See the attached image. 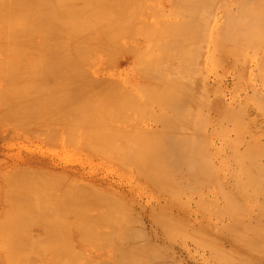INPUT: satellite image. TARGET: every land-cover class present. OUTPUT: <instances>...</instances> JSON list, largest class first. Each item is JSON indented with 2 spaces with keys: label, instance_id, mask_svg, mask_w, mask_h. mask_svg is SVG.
Listing matches in <instances>:
<instances>
[{
  "label": "rangeland",
  "instance_id": "1",
  "mask_svg": "<svg viewBox=\"0 0 264 264\" xmlns=\"http://www.w3.org/2000/svg\"><path fill=\"white\" fill-rule=\"evenodd\" d=\"M69 1L70 16L63 0L62 23L71 27L62 29V34L66 40L70 33H78V67L114 69L118 78L97 83L86 78L76 84L60 77L52 86H43L33 75L44 65V49L29 52L26 62L14 58L16 53L9 48L0 50V83L5 84L0 87L7 92L0 89V225L2 229L14 225V264H123L126 257L117 252L119 246L137 247L140 252L146 248V259L152 256L148 259L157 264H264V228L257 230L248 222H264L260 210L264 192L256 197L254 189L260 178L264 183V17L254 18L260 15L254 11L264 10V0ZM241 8L257 23L247 25L242 36L235 31L242 23L237 21L242 17L239 9L245 15ZM74 19L78 27L73 26ZM237 36L253 39L247 44L240 38L238 42ZM62 49V57L74 53L72 47ZM48 61L64 65L62 58ZM155 65L160 67L154 72L162 70L161 81L171 77L174 83L167 86L155 77L151 85L153 78L139 73H151ZM20 68L26 72L13 78ZM2 76L8 77L7 82ZM28 87L33 95H23ZM107 87L121 94H109ZM176 89L186 101L185 108L179 105L173 111L172 103L160 101L174 96ZM9 90L14 91V118L3 111V105L13 100L6 95ZM173 112L186 114L189 127L183 130L193 134L192 155L200 173L196 178L188 166L174 173L166 171V164L153 166L162 168L166 173L162 174L140 158L147 153L151 132L159 128L158 119ZM24 157L52 161L57 170L77 168L84 180L44 169L11 170L9 164ZM257 168H262L261 174ZM93 178L100 185L86 181ZM240 186L245 187L243 192ZM256 212L262 214L257 222ZM118 227L132 233L127 240H122L125 236Z\"/></svg>",
  "mask_w": 264,
  "mask_h": 264
},
{
  "label": "bare ground",
  "instance_id": "2",
  "mask_svg": "<svg viewBox=\"0 0 264 264\" xmlns=\"http://www.w3.org/2000/svg\"><path fill=\"white\" fill-rule=\"evenodd\" d=\"M232 1V0H231ZM241 0H239V2H240ZM245 1V0H244ZM224 2V1H223ZM238 2V3H239ZM246 2V1H245ZM249 2V1H248ZM251 2V1H250ZM253 2V1H252ZM251 2V3H252ZM193 3H196V1L195 2H192V6H193ZM232 3V2H231ZM237 3V2H236ZM242 3H243V1H242ZM255 3V2H254ZM70 1L69 0H66V4H65V13H66V15H69L70 16V14H71V12H70ZM97 4H99V3H97ZM245 4V3H244ZM250 4V3H249ZM260 4V3H259ZM262 4V3H261ZM231 5V4H230ZM246 5H247V3H246ZM99 6V5H98ZM237 6V5H236ZM242 6V5H241ZM245 6V5H244ZM246 7V6H245ZM255 7V6H254ZM254 7H253V9H254ZM257 7H260V9L259 10H261V6H257ZM243 8V7H242ZM241 8V9H242ZM247 8H249V7H247ZM251 8V7H250ZM228 9H230V8H228ZM238 9V8H237ZM258 9V8H257ZM243 10V9H242ZM244 10H246V9H244ZM243 10V11H244ZM231 11H232V9H231ZM234 11V10H233ZM239 11H240V15L243 17V20H241V18L238 20L237 19V21H240V22H242L241 24L238 22V24L236 25L237 26V30L235 29V31H237V32H239L240 33V35L242 36V32L243 31H245L246 30V28H248V26L247 25H252V24H257L256 22H255V20L253 21H250V19L251 18H253V17H251V18H248L249 16H248V13H246L247 12V10L245 11V15H242L241 14V10L239 9ZM251 11V10H250ZM253 11V10H252ZM261 11H264V10H261ZM261 11H254V13L255 12H259V13H257V14H260L259 15V17H257V16H255L254 18L255 19H257L258 18V21L260 20L261 21V18L262 17H264V14H262V12ZM244 13V12H243ZM247 14V15H246ZM250 15H253V14H250ZM262 15V16H261ZM63 16H64V9H63V0H0V50H4V51H7L8 50V48H9V51H14L15 53H16V55H14V58H16V59H18L19 61L21 60V61H25L26 62V60H29L30 59V54H29V52L31 53V52H33V51H36V49H44L43 51L45 52L44 53V55H43V57H44V65H39V67H38V69H37V74L36 75H33L34 76V78L32 77V76H27L25 79H31V78H33V79H35V78H37V80L36 81H39V82H41V84H43V86H45V85H48V84H50L51 86H52V83L53 82H59V78L61 77V78H63V79H68V78H70V80H72V79H74V81H76V80H80V81H83L84 83H85V81H87V79L86 78H88L89 79V81L90 82H95V83H97L98 81H104V82H108L110 79H112V77L113 76H115L116 74H115V71H114V69H109V70H107V69H100V68H96V67H91L90 69L88 68V67H86L85 66V64H81L82 66H79L78 67V62H79V49H78V46H79V44H80V38H79V36H78V33H75V34H72V33H70L69 34V36L66 38V40H65V38H64V36L65 35H63L62 34V29H70V27H71V23H67V24H64V23H62V19H63ZM229 16H231V15H229ZM247 20H249V22L247 21ZM257 21V20H256ZM230 22V21H229ZM251 22V23H250ZM262 22H264V18H262ZM262 22L260 23V25L262 24ZM73 23V26L74 27H78V25H79V23H77V22H75V19H74V21L72 22ZM231 23H232V21H231ZM259 23V22H258ZM234 24H235V21H234ZM230 25V24H229ZM250 25H249V27H250ZM260 25H259V27H260ZM262 25H264V24H262ZM230 26H232V25H230ZM252 28V27H251ZM262 28V27H261ZM226 29H228V28H226ZM226 29H225V31H226ZM260 29V28H259ZM254 30V29H253ZM258 30V29H257ZM261 30V29H260ZM259 30V31H260ZM262 30H264V29H262ZM261 30V31H262ZM227 33H228V31H226ZM231 32H234V30L233 31H231ZM230 32V33H231ZM248 32L250 33V31L248 30ZM254 32H256L257 33V31H254ZM253 32V33H254ZM235 34V33H234ZM234 34L232 35V36H234ZM238 34V33H237ZM236 34V35H237ZM247 34V33H246ZM259 34V33H258ZM257 34V35H258ZM249 36H251V35H249ZM259 37H260V35H258ZM262 36V35H261ZM240 38V37H239ZM238 38V36H237V41L239 42V40L241 39L242 41L244 40V42L245 43H251L250 41L253 39H249L248 41H247V39L249 38H247V39H243V38H240L239 39ZM255 39V38H254ZM258 39V38H257ZM260 39V38H259ZM254 41V40H253ZM252 41V42H253ZM259 41V40H258ZM255 42V41H254ZM261 42H262V39H261ZM235 43V42H234ZM243 43V42H242ZM244 43V45H246ZM256 43V42H255ZM254 43V44H255ZM258 43V42H257ZM260 44V43H259ZM252 45V44H251ZM65 46H67V47H72L73 48V50H74V53H72V54H67V55H63V57H62V54H61V50L63 51V47H65ZM239 46H240V43H239ZM262 46H264V44H262ZM262 48H264V47H262ZM23 49V50H22ZM258 49V48H257ZM261 49V48H260ZM259 49V50H260ZM258 50V51H259ZM261 51V50H260ZM259 51V52H260ZM261 53V52H260ZM240 54H242V53H240ZM248 54V53H247ZM256 54V53H255ZM244 56V55H243ZM242 56V57H243ZM248 56H249V54H248ZM253 57H254V55H253ZM58 58H62L63 59V62H64V65L63 64H60V63H57V64H55V65H52L51 63H49V61L48 60H54V59H58ZM248 58V57H247ZM261 58H262V56H261ZM259 59V58H258ZM20 61V62H21ZM245 61V60H244ZM247 62V61H246ZM260 62V61H259ZM262 62H264V61H262ZM68 64L70 65V66H68ZM258 64V63H257ZM71 66H77L76 68L74 67L73 68V70H72V68H71ZM256 66V65H255ZM258 66V65H257ZM69 67L71 68V69H69ZM157 67H160V66H158V65H155L154 66V68H152V70H151V73H149V72H146V71H142V70H140L139 71V73L142 75V76H144V77H148L149 76V78H153V80L150 82V84L152 85V83H153V81H155V77H157L160 81H161V79H160V77L159 76H161V74H163L162 73V70H160V74H157L156 72H154L153 71V69H155V68H157ZM259 67H260V65H259ZM75 69H79L78 71H77V73H76V71H74ZM237 69V68H236ZM262 69V68H261ZM20 71L21 70H24V69H19ZM72 70V71H71ZM239 70V69H238ZM6 71V70H5ZM18 71V70H17ZM184 72H188V71H186V70H183ZM16 72V71H15ZM24 72H26V70H24ZM238 72V71H237ZM8 73H10V72H8ZM261 74H262V72H260ZM11 75H12V73H10ZM17 75L16 77H18L19 79H20V77L19 76H21L20 74H22L23 75V73H22V71H21V73L19 72V73H14L13 74V78H14V75ZM19 74V75H18ZM70 74H72L71 76H75V77H70ZM4 76H6V75H4ZM117 76V75H116ZM242 76V75H241ZM11 77V78H12ZM179 77H182V75H179ZM2 79H5V82H7L6 80H7V78L8 77H4L3 78V76L1 77ZM17 78V79H18ZM72 78V79H71ZM117 78H118V76H117ZM170 78V81L168 82V81H161L162 83H164L165 85H169V84H173L174 83V78H172V80H171V77H169ZM183 78V77H182ZM10 79V78H9ZM8 79V83H9V81H11L12 82V79H10L9 80ZM18 79V80H19ZM62 79V80H63ZM125 80V79H124ZM184 80L185 81H187L185 78H184ZM30 81H32V80H30ZM35 81V80H34ZM33 82V81H32ZM39 82H38V84H39ZM79 82V81H78ZM77 81H76V84L78 83ZM4 83V82H3ZM2 83V85H5V84H3ZM7 83V84H8ZM81 83V82H80ZM6 84V85H7ZM10 84V83H9ZM11 84H13V82L11 83ZM35 84H36V82H35ZM55 84V83H54ZM74 84H75V82H74ZM1 85V83H0V86H2ZM37 85V84H36ZM81 85H82V83H81ZM9 86V85H8ZM40 86V85H39ZM39 86L38 87H34V88H36V89H34V91H35V93L34 94H36V90L39 88ZM77 86H80V85H77ZM254 86V85H253ZM6 88H8L9 89V87H6ZM29 88V87H28ZM70 88V87H69ZM146 90L147 91H149L150 90V86L148 85V86H146ZM0 89H1V87H0ZM10 89H11V86H10ZM31 88H29L28 90H27V88L24 90V92H25V94H23V95H33V92L34 91H32L31 92V90H30ZM84 89H86V88H84ZM2 90V89H1ZM0 90V91H1ZM11 90H14V88H12ZM11 90H9L11 93H13L14 91H11ZM154 90V89H153ZM5 92V89H3L2 90V92ZM27 91V92H26ZM72 91V90H71ZM75 91V90H74ZM80 91H82V90H80ZM10 92H8V94H6L7 96H9V94H10V98H12L13 100H11L9 103H8V101H7V104H4L3 105V107H4V109H3V111H5V113L4 114H7V115H5V116H8V117H12V116H14V112H16V110L14 111V106L12 105L13 104V102H14V93H13V95L10 93ZM106 92L107 93H112V92H116V93H118L119 95L121 94V92H120V90L119 89H117V88H111V87H107L106 88ZM178 92V89H176V94L174 95V96H171V97H169V98H165L164 100H162L161 99V103L163 104H171V108H173V111L175 110V108H178L179 107V105H180V107L182 106L183 108H185V98H184V96H182V94L180 95V94H178L177 93ZM252 92V91H251ZM5 93H7V92H5ZM79 93V92H78ZM81 93V92H80ZM86 93V92H85ZM84 93V94H85ZM258 93V92H257ZM262 93V92H261ZM70 94H72V93H70ZM88 94V93H87ZM90 94V93H89ZM2 95H3V93H2ZM22 95V96H23ZM79 96V95H78ZM138 96V95H137ZM2 96H1V92H0V98H1ZM250 97V96H249ZM83 98V97H82ZM252 98V97H251ZM6 99H8V97L6 98L5 97V100ZM19 99H20V97H19ZM27 99L29 100V98L27 97ZM26 99V97H25V100H27ZM255 99V98H254ZM261 99V98H260ZM18 100V99H17ZM137 100V99H136ZM253 100V99H252ZM2 101V100H1ZM30 101V100H29ZM3 102H5V101H3ZM12 102V103H11ZM16 102H18V101H16ZM23 102V101H22ZM253 102V101H252ZM262 102H264V100H262ZM2 103V102H1ZM86 103V102H85ZM160 103V104H161ZM18 104H19V102H18ZM23 104H26L27 105V102L26 103H23ZM260 104V103H259ZM262 104H264V103H262ZM19 105H21V103L19 104ZM1 106V105H0ZM22 106V105H21ZM29 106H30V104H29ZM104 106V105H103ZM17 107V106H16ZM15 107V108H16ZM23 107V106H22ZM21 107V108H22ZM98 107V106H97ZM101 109H102V106L100 105L99 106ZM106 107V109H107V107L108 106H105ZM21 108H20V110H21ZM24 108V107H23ZM25 108H27V107H25ZM29 108V107H28ZM109 108V107H108ZM256 108H257V106H256ZM259 108V107H258ZM257 108V109H258ZM0 109H1V107H0ZM19 109V108H18ZM17 109V111L19 112L20 110H18ZM262 109H264V108H262ZM2 110V109H1ZM27 111V109H23V110H21V112L23 111L24 113H25V111ZM94 110V109H93ZM95 110H99V109H95ZM185 111H187V110H185ZM259 112V111H258ZM17 113V112H16ZM20 113V112H19ZM260 113H261V111H260ZM174 115V116H173ZM173 115L171 114L170 116H168V117H161L160 119H158V121H159V128H157L156 127V129L155 130H153L152 132L151 131H149V133L151 132V133H153V134H151V138H148V143L146 142V144H147V146L146 147H148L149 146V148H147L148 150H147V153L146 154H143L142 155V157H140L141 159H143L142 161H145V162H143V163H148V165H151L150 163H152V167L154 166V167H160V166H163V164H164V167H165V164H166V168H164V169H166V171H173V173H174V171H177V170H179V169H181V167L182 166H188V167H190V169H191V172L193 171V173H195V174H193L192 175V177H198L199 175H200V173H199V170H197V165H198V160H196L197 158L196 157H194L192 154V148L194 147V141H191V139H193V134L191 135V133H190V131H184L183 129H185V127L188 125V127H189V124L187 123L188 121H187V117H186V114L185 113H176V114H174V112H173ZM8 117L6 118L7 119V121H8ZM262 117V116H261ZM1 118V117H0ZM3 118V117H2ZM5 118V117H4ZM12 118H14V117H12ZM6 119H5V121H6ZM4 121V122H5ZM13 121H14V119H13ZM157 121V122H158ZM240 121V120H239ZM9 122V121H8ZM11 122V121H10ZM2 123V122H1ZM12 123V122H11ZM4 124V123H3ZM2 124V125H3ZM191 124V123H190ZM163 127V128H161V127ZM192 126H193V123H192ZM6 128V127H5ZM190 128H191V126H190ZM2 129V128H1ZM9 129V128H8ZM188 130V129H187ZM190 130V129H189ZM195 132V131H194ZM1 134V133H0ZM2 135V134H1ZM4 135V134H3ZM148 136V137H149ZM192 136V137H191ZM199 136V135H198ZM4 138V137H3ZM190 139V140H189ZM194 139H195V137H194ZM13 140V139H12ZM193 143H191V142ZM6 144V143H5ZM196 147V146H195ZM249 148H250V146H249ZM261 149V148H260ZM206 150V149H205ZM253 152V151H252ZM250 154V156L252 157V155H251V152H248L247 151V157H248V162H250V161H252L251 159H249V157L250 156H248L249 154ZM128 154V153H127ZM195 154H198V152L197 153H195ZM253 154V153H252ZM258 154H260V153H258ZM254 155H256V154H254ZM262 155V154H261ZM129 155H127L126 156V158H129L128 157ZM193 156V157H192ZM255 157V156H254ZM258 157V156H257ZM261 156H259V158H260ZM210 158V157H209ZM262 158H264V157H262ZM244 163V162H243ZM251 163V162H250ZM253 163H254V161H253ZM256 163H257V161H256ZM256 163H254L255 165H256ZM252 164V163H251ZM158 165V166H157ZM160 165V166H159ZM206 165H207V163H206ZM9 166L11 167V170H13L14 171V167L15 168H20V170H26V169H28V168H30V169H38V170H42V169H44V171H48V173L49 172H51V173H55V174H58V173H60V175L61 174H63L64 176V178L66 177V178H72L73 180H79V181H83L84 179L82 178V176H80V174H79V172H78V170H77V168H71V169H68V168H60V170H57V168L58 167H56V165L52 162V161H49V160H46V159H42V158H37V157H24V158H22V159H19L17 162L16 161H12L10 164H9ZM143 166V165H142ZM257 166V165H256ZM256 166H255V168H254V170L256 169ZM144 167V166H143ZM146 167H148L147 165H146ZM145 167V168H146ZM152 167H150L151 169H153ZM207 167V166H206ZM145 168H143V169H145ZM149 168V169H150ZM200 168V167H199ZM154 169H156V170H158L157 168H154ZM184 169V168H183ZM182 169V170H183ZM203 169H204V167H203ZM206 169V168H205ZM29 170V169H28ZM156 170H154V171H156ZM162 170V168H160L158 171L159 172H163V173H165L163 170ZM189 170V169H188ZM249 170H251V169H249ZM257 170H259L258 168H257ZM261 170H262V168L259 170L260 171V173L259 174H261ZM180 172V171H179ZM251 172V171H250ZM162 173V174H163ZM181 173V172H180ZM186 173V172H185ZM190 173V172H189ZM204 173V172H203ZM256 173V175H257V171L255 172ZM254 173V174H255ZM153 174H154V172H153ZM166 174V173H165ZM262 174H264V173H262ZM207 175H208V173H207ZM0 176H2V178H3V175H0ZM62 176V175H61ZM78 176H80L81 178H79ZM151 176V177H150ZM149 176V178H153L155 175H150ZM153 176V177H152ZM182 176V175H181ZM247 176V175H246ZM250 176V175H249ZM258 176V175H257ZM256 176V177H257ZM191 177V176H190ZM189 177V178H190ZM1 178V179H2ZM148 178V179H149ZM185 178V177H184ZM204 178V177H203ZM202 178V179H203ZM254 178V177H253ZM0 179V180H1ZM71 179V180H72ZM98 179V178H97ZM159 179H161V178H159ZM163 179V178H162ZM191 179V178H190ZM198 179V178H197ZM205 179V178H204ZM228 179H231L230 177L228 178ZM249 179V178H248ZM259 179V178H258ZM261 179V178H260ZM258 180V182L257 183H259V184H256L255 185V187H254V189H255V196L257 197V192H264V185H262V184H264V183H262V181L261 180ZM151 180V179H150ZM155 180V178H153V180L152 181H154ZM164 180V179H163ZM187 180V179H186ZM192 180H194V178H192ZM262 180H264V179H262ZM86 181L87 182H89V184H92V185H96V184H98V185H100L99 184V182H101V181H96V179H94L93 178V180H91V182L90 181H88L87 179H86ZM149 181V180H148ZM157 181V180H156ZM155 181V182H156ZM162 181V180H161ZM197 180H195V182H196ZM151 182V181H150ZM158 182V181H157ZM166 182V181H165ZM203 182H205V181H203ZM249 182V181H248ZM261 182V183H260ZM200 183V182H199ZM155 184V183H154ZM161 184V183H160ZM245 184H246V181H245ZM248 184V183H247ZM246 184V185H247ZM170 185V184H169ZM172 185V184H171ZM235 185V184H234ZM241 185V184H240ZM242 185L244 186V184L242 183ZM257 185H260V187L259 186H257ZM187 186H189V185H187ZM229 186H230V184H229ZM243 186L240 188V190H242V192H243V190H244V188H243ZM248 186V185H247ZM168 187V186H167ZM171 187H173V186H171ZM193 187V186H192ZM162 188V187H161ZM250 188V187H249ZM164 189H166V188H164ZM259 191H258V190ZM257 190V191H256ZM237 191V190H236ZM247 191V190H246ZM63 192H66V191H63ZM252 193H254V191L252 192ZM258 193V194H259ZM63 195H65V193H62ZM66 194H68V192H66ZM262 195H264V194H261V196ZM68 196H70V194H68ZM75 197L77 196V195H74ZM74 196H72L73 198H74ZM242 196V195H241ZM45 199H46V197H44ZM63 198V197H62ZM66 198V197H65ZM64 198V199H65ZM78 196L75 198V199H77L78 200ZM261 198H264V196H262ZM42 199V198H41ZM50 199V198H49ZM49 199H47V201H50ZM67 199H69V198H67ZM260 199V198H259ZM37 200V199H36ZM35 200V201H36ZM39 200V199H38ZM63 200V199H62ZM64 201V200H63ZM67 201V200H66ZM71 200H69V202H70ZM72 201H73V199H72ZM75 201V200H74ZM258 202H257V205H258V203H259V200H257ZM261 201V203H262V201H264V199H262V200H260ZM44 202V201H43ZM37 204H38V202H36ZM45 203H47V205H48V202H45ZM51 203V202H50ZM62 204V202H61V200H60V202H59V200H58V204ZM64 204H66L65 202H63ZM64 204H62V206L64 205ZM41 205V204H40ZM42 205H44V204H42ZM259 205H260V203H259ZM258 205V206H259ZM55 206H59V205H57V203H56V205ZM61 206V205H60ZM257 206V207H258ZM256 207V208H257ZM261 207V206H260ZM260 207H258V208H260ZM262 207H264V204H262ZM0 208L2 209V201L0 200ZM264 210V208H260V210ZM1 211V210H0ZM36 212V211H35ZM258 213H259V211H257ZM257 212H256V214H257ZM30 213V212H29ZM37 213V212H36ZM38 213H39V210H38ZM75 213V212H74ZM76 214V213H75ZM0 215H2L1 214V212H0ZM40 215V214H39ZM73 215L74 214H72V215H70L72 218H76V216L75 217H73ZM260 215H262L261 213H260ZM260 215L258 216V214L257 215H254V216H256V219H255V217H254V219H255V221L257 222L258 220H259V218H260ZM245 216V215H244ZM38 218H40L39 216H37ZM36 217V218H37ZM253 217V216H252ZM258 217V218H257ZM27 218V217H26ZM35 218V219H36ZM46 218H48V217H46ZM67 218H70V217H67ZM261 218H264V216H261ZM260 218V219H261ZM28 219V218H27ZM41 219V218H40ZM253 219V218H252ZM30 220V219H29ZM28 220V221H29ZM262 220V219H261ZM261 220H259L257 223L259 224L258 226H260V227H257V223H255L254 222V220L252 221V222H250V220H248V222H249V224H255L254 225V227L255 228H257V230H260V228H264V227H262V226H264V222H262ZM244 221L242 220V222H241V224L243 223ZM259 222H262L261 223V225H260V223ZM110 223V222H109ZM31 224V223H30ZM252 224V225H253ZM5 226H7V225H5ZM5 226L3 227V229H2V227H1V225H0V264H6V262L8 263V264H10V263H12V264H14V262H13V259H14V232H13V228H14V225L10 228V227H6V229H5ZM33 227H35V225L33 226ZM39 227V226H38ZM42 227H44V226H42ZM9 228V229H8ZM45 228H47L46 226L44 227V230L45 231H47ZM50 228V227H49ZM119 228V227H118ZM248 228V227H247ZM251 228V227H250ZM12 229V230H11ZM2 230H3V232H2ZM4 230H6V232L4 231ZM44 230H43V232H44ZM118 230V229H117ZM119 230H120V228H119ZM127 230V229H126ZM125 230V231H126ZM245 230V229H244ZM254 230H256V229H254ZM256 230V231H257ZM9 231H12L13 232V234H12V232H11V234H10V232ZM127 231H129V230H127ZM126 231V233H123L121 230H120V232H122L123 234L122 235H124L125 237H122V235L121 236H119L118 238H120V237H122V240H123V238H126L125 240H127L128 238H129V236H128V233H131V232H127ZM247 231V230H246ZM255 231V232H256ZM261 231V230H260ZM42 232V231H41ZM114 232H116V231H114ZM119 232V231H118ZM242 232V231H241ZM6 233H7V235H6ZM46 233V232H45ZM260 233V232H259ZM257 234V238H258V236H260L261 234ZM8 234H10V235H8ZM109 234V233H108ZM107 234V235H108ZM132 234V233H131ZM242 234V233H241ZM250 234V233H249ZM110 235V234H109ZM115 235H116V233H115ZM254 235V234H253ZM5 236V237H4ZM10 238H9V237ZM117 236V235H116ZM248 236V234L246 233L245 234V237H247ZM250 236V235H249ZM132 236H130V238H131ZM262 237H264V236H262ZM40 238H42V237H40ZM12 239V240H11ZM149 239V238H148ZM122 242H124V241H122ZM148 245H150V242L148 243V242H146ZM135 244V243H134ZM249 244V243H248ZM261 244H264V243H261ZM140 245V244H139ZM139 245H136V246H138L139 247ZM148 245H145V246H148ZM125 246V245H124ZM132 246H130L129 248L128 247H122L121 248V246H119L118 248H117V252L119 253V254H122V255H124L125 257H126V261H124V262H122L123 264H134L135 262H136V260L138 259L139 260V262H137V264H157L156 262H152L151 260L153 259V257L152 256H150V257H148L149 259L151 258V260H149L148 258L146 259V257H147V255L149 254V253H145L144 252V250L146 249L145 247V249H142L143 250V252L141 251L140 252V250H139V248H137V247H132ZM252 247V246H251ZM255 247V246H254ZM150 248H151V245H150ZM241 248V247H240ZM256 248V247H255ZM261 248V247H260ZM148 249V248H147ZM152 249V248H151ZM253 252H254V250H253V248H250ZM249 249V250H250ZM116 250V249H115ZM150 250V249H149ZM148 250V251H149ZM181 250H182V248H181ZM250 250V251H251ZM259 250V249H258ZM261 250H262V248H261ZM146 251V250H145ZM147 251V252H148ZM180 251V250H179ZM257 250H255V252H256ZM262 251H264V250H262ZM261 251V253H264V252H262ZM116 252V253H117ZM150 252V251H149ZM245 252V251H244ZM260 252V251H259ZM117 253V254H118ZM143 253V254H142ZM142 255V256H139V255ZM249 254H250V252H249ZM252 254V253H251ZM250 254V255H251ZM256 255V254H255ZM254 255V256H255ZM118 256V255H117ZM120 256V255H119ZM124 256H122V258L124 257ZM244 255H242V257H243ZM252 256V255H251ZM121 257V256H120ZM119 257V258H120ZM245 257V256H244ZM248 257V256H247ZM262 257H264V255H262ZM261 257V258H262ZM249 258V257H248ZM259 258V257H258ZM9 259V260H8ZM121 259V258H120ZM124 259V258H123ZM173 259V258H172ZM122 260V259H121ZM167 260V259H166ZM255 260V259H254ZM153 261H155V259L153 260ZM162 261V260H161ZM173 261H175V260H173ZM257 261V260H256ZM261 261V260H260ZM165 262V261H164ZM164 262H162V263H164ZM249 262L251 263V261L249 260ZM113 263V262H112ZM116 263H120V262H116ZM160 263V262H159ZM254 263H255V261H254ZM108 264V263H107ZM161 264V263H160ZM166 264V263H165ZM170 264V263H169Z\"/></svg>",
  "mask_w": 264,
  "mask_h": 264
}]
</instances>
